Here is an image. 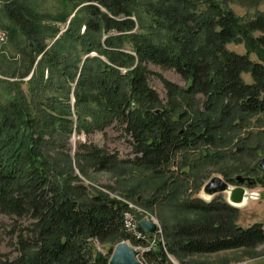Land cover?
Listing matches in <instances>:
<instances>
[{"label": "trees", "instance_id": "trees-1", "mask_svg": "<svg viewBox=\"0 0 264 264\" xmlns=\"http://www.w3.org/2000/svg\"><path fill=\"white\" fill-rule=\"evenodd\" d=\"M56 1L54 12L37 0L1 7L19 58L0 54V212L16 250L0 264H108L120 241L144 245L125 228L126 201L86 188L76 168L88 179L91 169L144 176L118 192L161 222L164 243L144 253L149 264L263 244V223L239 226L237 207L191 198L204 166L228 178L259 167L264 63L249 55L264 47V13L245 19L226 5L264 0ZM147 63L176 70L185 86L160 76V98ZM116 124L132 158L87 144L64 153L73 131ZM95 241L109 245L105 256Z\"/></svg>", "mask_w": 264, "mask_h": 264}, {"label": "rangeland", "instance_id": "rangeland-1", "mask_svg": "<svg viewBox=\"0 0 264 264\" xmlns=\"http://www.w3.org/2000/svg\"><path fill=\"white\" fill-rule=\"evenodd\" d=\"M4 0H0V54H7L9 57L19 58L18 54L15 55V50L11 47L10 44H7L8 38L6 40V33L4 32L3 27L7 25L3 14L1 13V7ZM35 5H39L41 10L54 12L57 8V1L56 0H37ZM226 7H229L233 10L237 15L249 19L253 17L257 13H264V1L257 6L247 5L246 3H238L236 1L228 2ZM62 30L67 28L66 26L59 25ZM227 48L232 50L233 52H238L241 54L245 53V46L243 43H229L227 44ZM249 57L253 60L260 61L264 63V47L257 50H252L250 52ZM148 69L151 70L152 74L149 77V84L156 90L160 98H164L166 95L164 84H162L161 80L159 79L160 76L164 77L165 79L171 81L172 83L179 84L180 86H185V81L181 77V75L174 69L157 66L152 63L146 64ZM25 77V79H28ZM242 78L245 82L251 83V76L248 73H244ZM26 85L22 87L25 89ZM73 104V98L70 101ZM74 126L76 124V117L75 115L71 116ZM264 125V122L263 124ZM253 131V134H257V132H262V126L258 125V123L252 122L250 126ZM74 130V129H73ZM128 139L125 137L124 132L121 131V127L119 125H112L110 127L105 128L101 132H94L90 134H83V133H76V131L72 132L71 138L68 140V144L64 150V153L69 155H75L76 151L78 150L79 145L87 144L91 146L97 147H107L110 151H114L118 153V156L123 159L132 158L133 154H131V146L127 142ZM57 151V150H56ZM55 151V154H56ZM258 161L264 159V149L258 151ZM245 158L242 157L240 160H244ZM75 173L81 179L83 185L88 188H94L97 191L105 192L112 197H117L126 201L127 205L131 204L129 213H126V218L130 220V223L126 221L129 228L137 227L138 221L146 220V221H153L160 229V233H152L151 238L148 241H145L144 245L140 244H132L128 240H124L134 249L139 252V258L143 264H149L146 260L143 259V255L145 252H150L156 249V245L158 243H164L163 237L161 236V222L158 220V216L154 211L151 209H145L143 207L138 206L133 203L130 199H125L122 197L118 190L125 189L126 187L132 185L135 180H143L144 176L140 175L135 176L129 168L126 169V172L121 175H115L108 171L102 172H94L92 169L89 170V179L80 175L78 169H75ZM201 176L196 181V184H200V188L197 192H195L191 199L200 198L203 200H209L212 198L219 197L223 201L229 202L228 199V192L215 194L212 196H207L203 192V185L209 181L211 177L218 176L223 180H230L235 179L237 176L236 174L232 175L230 178L226 177L221 173L215 172L211 167H206L201 171ZM244 177L251 179L253 184H248L247 182L237 183L235 180L229 181L228 186L230 189H235L237 187H242L245 189V197L240 202V205H235L239 209L238 213V220L237 224L240 226L248 227L255 222H261L264 225V172L263 170L258 167L255 171L254 175H246ZM118 188V189H117ZM113 191V192H112ZM189 193H191L189 191ZM191 195V194H190ZM167 213V211L165 212ZM170 213V210H169ZM169 213H167L169 215ZM124 219V218H123ZM131 224V225H130ZM12 221L4 214L0 212V255L8 256L10 258L14 257L16 250L14 246L13 238L7 234V231L12 228ZM147 235V234H146ZM109 245L98 243L95 241V249L98 253L105 256L109 251ZM260 264L264 263V243L256 246V249L248 250V249H241V250H227L226 252H219V253H211L210 255L205 254H196L190 258L185 259L184 261L177 260L174 256L168 255V262L166 264ZM151 264H155L151 262ZM158 264V263H157Z\"/></svg>", "mask_w": 264, "mask_h": 264}, {"label": "water", "instance_id": "water-1", "mask_svg": "<svg viewBox=\"0 0 264 264\" xmlns=\"http://www.w3.org/2000/svg\"><path fill=\"white\" fill-rule=\"evenodd\" d=\"M258 166L264 172V159L258 162ZM232 180H235L238 184L243 182L253 184L251 179L249 180L242 175L230 180H223L218 176H214L203 185V192L207 196H212L226 191L228 192L229 203L234 206L240 205V202H242L245 197V189L242 187L230 189L228 182ZM138 222L139 229L147 235H150L158 230L157 225L153 221H146L142 219ZM111 253L112 254L108 264H143L139 259V252L125 241H120V243L116 244Z\"/></svg>", "mask_w": 264, "mask_h": 264}, {"label": "built area", "instance_id": "built-area-1", "mask_svg": "<svg viewBox=\"0 0 264 264\" xmlns=\"http://www.w3.org/2000/svg\"><path fill=\"white\" fill-rule=\"evenodd\" d=\"M128 206L131 207L132 205L131 204H128ZM128 213H126V215ZM126 215L124 216L123 222L125 223V228H126L127 232L130 235H132L133 237H136L138 240L148 241V239H150L151 236H148L144 232L140 231L139 228H138V225H137V227L135 226L134 228H129L128 224L130 223V220L128 219V217L126 218ZM126 221H128L129 223H127ZM157 226H158V224H157ZM156 233H160V229H158L156 231Z\"/></svg>", "mask_w": 264, "mask_h": 264}, {"label": "bare ground", "instance_id": "bare-ground-1", "mask_svg": "<svg viewBox=\"0 0 264 264\" xmlns=\"http://www.w3.org/2000/svg\"><path fill=\"white\" fill-rule=\"evenodd\" d=\"M129 207V206H128ZM130 208V207H129ZM140 259V258H139Z\"/></svg>", "mask_w": 264, "mask_h": 264}]
</instances>
